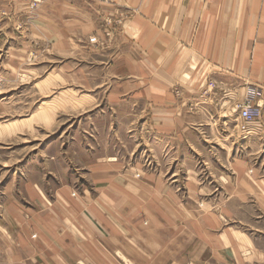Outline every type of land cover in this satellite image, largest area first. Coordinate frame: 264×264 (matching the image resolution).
<instances>
[{
	"label": "crops",
	"instance_id": "crops-1",
	"mask_svg": "<svg viewBox=\"0 0 264 264\" xmlns=\"http://www.w3.org/2000/svg\"><path fill=\"white\" fill-rule=\"evenodd\" d=\"M91 1L105 18L133 11L120 30L130 54L118 60L132 67L131 91L109 98L142 100L134 113L148 114L166 147L158 167L138 165L139 180L122 160L93 165L81 198L70 186L48 196L37 181L21 185L23 203L7 196L0 209V264H264L228 206L243 200L233 183L252 187L229 131L245 91L237 77L264 85V0ZM46 7L48 23L62 17L71 33L97 28L66 0Z\"/></svg>",
	"mask_w": 264,
	"mask_h": 264
},
{
	"label": "rangeland",
	"instance_id": "rangeland-1",
	"mask_svg": "<svg viewBox=\"0 0 264 264\" xmlns=\"http://www.w3.org/2000/svg\"><path fill=\"white\" fill-rule=\"evenodd\" d=\"M51 1L57 0H0V209L7 196L23 203L18 191L28 181L39 182L48 196L70 186L81 198L91 187L90 168L108 158L126 162L139 180L138 165L158 167L156 152L166 147L144 124L148 114L134 113L142 100L109 98L117 89L131 91L132 67H118V60L130 54L120 30L133 11L105 18L91 0H66L87 9L96 24L84 35L80 26L71 33L62 17L48 23L41 14ZM242 79H236L245 91L229 132L236 158L251 165L244 177L252 187L233 183L243 200L228 204L235 212L230 222L264 250V85ZM259 90L261 96L251 95ZM173 93L182 97L177 88ZM249 99L260 114L246 125L238 106Z\"/></svg>",
	"mask_w": 264,
	"mask_h": 264
},
{
	"label": "built area",
	"instance_id": "built-area-1",
	"mask_svg": "<svg viewBox=\"0 0 264 264\" xmlns=\"http://www.w3.org/2000/svg\"><path fill=\"white\" fill-rule=\"evenodd\" d=\"M251 95L261 96V92L260 90L254 91ZM238 110L240 111V116L246 125L253 122L260 114V110L252 104L250 99L246 100L244 104H240Z\"/></svg>",
	"mask_w": 264,
	"mask_h": 264
}]
</instances>
